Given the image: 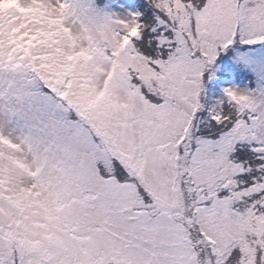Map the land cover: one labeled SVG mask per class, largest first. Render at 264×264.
Segmentation results:
<instances>
[{"label":"snow or ice","instance_id":"snow-or-ice-1","mask_svg":"<svg viewBox=\"0 0 264 264\" xmlns=\"http://www.w3.org/2000/svg\"><path fill=\"white\" fill-rule=\"evenodd\" d=\"M0 264H264V0H0Z\"/></svg>","mask_w":264,"mask_h":264}]
</instances>
